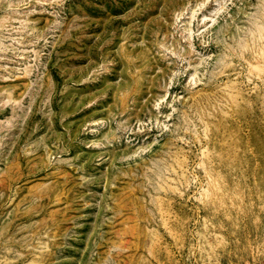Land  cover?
Here are the masks:
<instances>
[{
	"label": "rangeland",
	"instance_id": "1",
	"mask_svg": "<svg viewBox=\"0 0 264 264\" xmlns=\"http://www.w3.org/2000/svg\"><path fill=\"white\" fill-rule=\"evenodd\" d=\"M0 264H264V0H0Z\"/></svg>",
	"mask_w": 264,
	"mask_h": 264
}]
</instances>
